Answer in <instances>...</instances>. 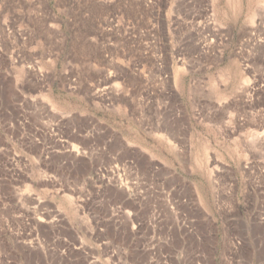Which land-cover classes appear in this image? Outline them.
I'll list each match as a JSON object with an SVG mask.
<instances>
[{"label": "rangeland", "instance_id": "obj_1", "mask_svg": "<svg viewBox=\"0 0 264 264\" xmlns=\"http://www.w3.org/2000/svg\"><path fill=\"white\" fill-rule=\"evenodd\" d=\"M0 264H264V0H0Z\"/></svg>", "mask_w": 264, "mask_h": 264}]
</instances>
